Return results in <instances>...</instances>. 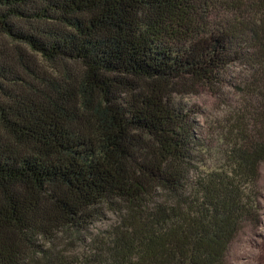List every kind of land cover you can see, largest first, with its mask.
Here are the masks:
<instances>
[{
    "label": "trees",
    "instance_id": "obj_1",
    "mask_svg": "<svg viewBox=\"0 0 264 264\" xmlns=\"http://www.w3.org/2000/svg\"><path fill=\"white\" fill-rule=\"evenodd\" d=\"M237 64L264 74V0H0V264H229L258 223L264 85L213 167L174 96ZM105 209L84 260L52 252Z\"/></svg>",
    "mask_w": 264,
    "mask_h": 264
},
{
    "label": "rangeland",
    "instance_id": "obj_2",
    "mask_svg": "<svg viewBox=\"0 0 264 264\" xmlns=\"http://www.w3.org/2000/svg\"><path fill=\"white\" fill-rule=\"evenodd\" d=\"M31 55L42 62L40 55ZM228 79L229 83L219 89L188 83L183 89L179 88L182 93L174 96L196 112L197 133L207 150L201 158L206 166L219 165L222 152L228 140L235 135V130L241 126L252 128L256 124L257 113L261 111L260 97L256 93L259 87L263 88V73L237 64L229 67ZM256 80H261V83ZM259 187L258 223L248 226L236 239L230 249L229 264H264V164L261 166ZM104 211V215L91 224L88 232L74 229L62 231L49 243L52 252L57 256H66L68 261L84 260L83 255L90 254L96 245L94 240L105 238L106 232L118 223L115 213Z\"/></svg>",
    "mask_w": 264,
    "mask_h": 264
}]
</instances>
